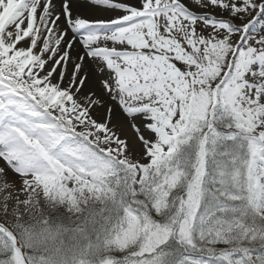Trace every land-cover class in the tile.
Here are the masks:
<instances>
[{
	"label": "snow or ice",
	"instance_id": "obj_1",
	"mask_svg": "<svg viewBox=\"0 0 264 264\" xmlns=\"http://www.w3.org/2000/svg\"><path fill=\"white\" fill-rule=\"evenodd\" d=\"M0 264H264V0H0Z\"/></svg>",
	"mask_w": 264,
	"mask_h": 264
}]
</instances>
